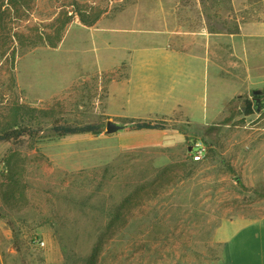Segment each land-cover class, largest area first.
Returning a JSON list of instances; mask_svg holds the SVG:
<instances>
[{
  "label": "rangeland",
  "instance_id": "rangeland-1",
  "mask_svg": "<svg viewBox=\"0 0 264 264\" xmlns=\"http://www.w3.org/2000/svg\"><path fill=\"white\" fill-rule=\"evenodd\" d=\"M71 1L99 22L76 19L56 48L18 47L11 60L15 27L0 54V135L35 131L0 142V264H264V0H36L25 24L49 23ZM236 28L242 38L227 32ZM158 31L209 36L255 83L237 84L242 94L208 124L165 125L184 133L173 145L122 149L106 134L107 64L117 46L153 45ZM201 93L212 110L231 90L211 72ZM56 122L99 131L61 136ZM196 138L210 147L202 162L188 153Z\"/></svg>",
  "mask_w": 264,
  "mask_h": 264
},
{
  "label": "crops",
  "instance_id": "crops-1",
  "mask_svg": "<svg viewBox=\"0 0 264 264\" xmlns=\"http://www.w3.org/2000/svg\"><path fill=\"white\" fill-rule=\"evenodd\" d=\"M152 34L156 35L153 45L124 43L117 46L119 56L107 64L109 70L113 66L112 70L115 72L108 95L112 121L126 126L129 122L131 125V121L166 122L168 125H164L168 127L175 123L197 122L195 118L200 117L205 125L215 120L217 115H226L223 109L228 102L242 94L237 84L247 89L255 83L256 75L251 67L244 79L241 74L238 77L235 75L242 69V62H237L240 67L237 63L234 65L235 62L225 64L221 53L210 48L209 36L169 31ZM243 35L244 33L234 36L240 38ZM211 72L214 81L228 87L231 93L222 100V104H215L209 110L201 87L205 86V79ZM231 75H235L234 78ZM114 134L122 149L158 143L173 145L184 136L179 130L170 128L130 130L126 127ZM259 134L255 131L248 137L256 139ZM246 230L248 228H242L235 237ZM256 235L262 246L261 251H258L263 254L264 230L256 232ZM222 237L220 226L217 239L226 245Z\"/></svg>",
  "mask_w": 264,
  "mask_h": 264
},
{
  "label": "trees",
  "instance_id": "trees-1",
  "mask_svg": "<svg viewBox=\"0 0 264 264\" xmlns=\"http://www.w3.org/2000/svg\"><path fill=\"white\" fill-rule=\"evenodd\" d=\"M36 0H0V54L1 57L7 52V42L9 32L16 27L13 37L17 42L14 46L11 60H15V53L18 47H37L49 46L56 48L63 40L65 30L68 25L78 19L82 24L92 27L101 19L100 13H94L88 10L86 6L81 5L77 1L65 3L57 16L49 23H41L34 27L25 24L30 20L33 14V4ZM33 6V7H32ZM13 20L15 23H11ZM13 25V26H12ZM212 33H220V31H211ZM230 34H239V28L235 31H227ZM252 104H247L246 113H251ZM130 130H154L164 129L165 125L157 122L131 121V125L127 126ZM53 130L61 135H74L81 133H97L98 125L89 124L85 126L74 127L71 125L56 122ZM35 133L32 128H15L5 131L0 135V142H22L26 137H30Z\"/></svg>",
  "mask_w": 264,
  "mask_h": 264
},
{
  "label": "built area",
  "instance_id": "built-area-1",
  "mask_svg": "<svg viewBox=\"0 0 264 264\" xmlns=\"http://www.w3.org/2000/svg\"><path fill=\"white\" fill-rule=\"evenodd\" d=\"M209 149V145L204 140L196 138L192 140L191 144L189 145L188 153L194 162H202L207 158ZM39 245L43 247L45 246V242L40 241Z\"/></svg>",
  "mask_w": 264,
  "mask_h": 264
},
{
  "label": "water",
  "instance_id": "water-1",
  "mask_svg": "<svg viewBox=\"0 0 264 264\" xmlns=\"http://www.w3.org/2000/svg\"><path fill=\"white\" fill-rule=\"evenodd\" d=\"M254 94L255 95L261 94V91H255ZM126 127L127 126L124 124H120L118 122L110 120L107 122V125H106V134L108 135L114 134L120 130H124Z\"/></svg>",
  "mask_w": 264,
  "mask_h": 264
}]
</instances>
